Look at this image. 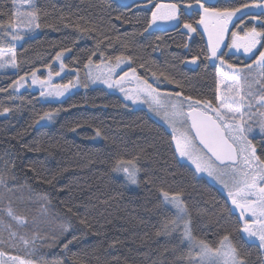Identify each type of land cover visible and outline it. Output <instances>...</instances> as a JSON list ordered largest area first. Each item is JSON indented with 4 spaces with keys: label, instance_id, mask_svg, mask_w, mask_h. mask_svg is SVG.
<instances>
[{
    "label": "trees",
    "instance_id": "obj_1",
    "mask_svg": "<svg viewBox=\"0 0 264 264\" xmlns=\"http://www.w3.org/2000/svg\"><path fill=\"white\" fill-rule=\"evenodd\" d=\"M245 3L251 0H207L220 8ZM169 4L180 5L178 19L161 8L152 23L155 6ZM35 9L39 28L15 46L7 27L15 22L14 1L0 0V49H15L16 63L15 71L0 73V253L38 264H190L183 223L172 230L176 212L164 201L167 192L180 194L195 238L216 249L227 235L244 264H264V251L243 235L226 195L179 160L171 133L146 110L100 87L60 102L13 91L21 77L53 68L67 52L69 70L122 57L159 90L217 106L218 67L198 30L196 0H35ZM259 108L264 116V103ZM45 114H55L54 122L38 126ZM252 142L264 160V136ZM128 161L138 169L133 187L117 173Z\"/></svg>",
    "mask_w": 264,
    "mask_h": 264
},
{
    "label": "snow or ice",
    "instance_id": "obj_2",
    "mask_svg": "<svg viewBox=\"0 0 264 264\" xmlns=\"http://www.w3.org/2000/svg\"><path fill=\"white\" fill-rule=\"evenodd\" d=\"M21 4L27 3L31 6L32 11L21 12L17 10L16 17H25V22L36 28H39L37 23V11L35 5L31 4V0H19ZM156 11L152 12V23H155L158 19L157 13L161 8H167L168 11L162 14L167 19H178V11L180 5H156ZM186 8H192V5H186ZM196 7L202 13L198 21L199 25H203L205 31L208 32V39L210 45V58H215L220 61L221 65L226 63L222 57L223 53L219 52L221 44H223L226 36L229 35L228 28L232 22L233 17L237 16V13H243L245 9L250 7L264 8V3L249 5L247 3L242 4L240 7L233 8H220L215 5L207 4V0H196ZM254 20L257 17H252ZM151 25H149L150 27ZM184 28L195 32L196 29L191 24L185 23ZM8 29H13L15 25L9 24ZM13 40L22 39L19 33L9 32ZM231 45L229 47L243 48L245 53H251L256 45L260 42L257 37H264V32H257L255 28L245 32L243 37H238L237 33L231 34ZM238 40L244 41V43H238ZM264 47V45H262ZM2 51V50H0ZM58 54L56 59H60ZM95 55V53H93ZM13 66L15 67V53H11ZM0 60H3V55L0 54ZM119 63L123 62L122 57H116ZM195 59L193 60V63ZM88 64H92V60H88ZM252 64L257 65V68L264 75V51H260L257 55H254ZM252 64H247L244 68H237L235 65L228 64V68L233 70L231 73L232 87L236 89L235 94L231 97L219 96L217 97L219 103L218 106H213L211 101L197 100L194 103L188 105L191 109L190 112L185 113L182 108L173 104L171 107L174 111L171 116L180 123L181 127L187 123L190 119L191 123L188 125L189 130H194L193 135H189V131H178L173 128V139L176 141V149L180 156L187 157L195 165L196 171L206 172L209 176H213L219 180L220 183L228 188V195L232 198V204L241 210L240 215L244 217L246 214H250L253 224H258L259 229L253 230L252 226L247 220L244 221L243 233H247L250 237H258L261 246H264V160H261L260 156L256 154V146L248 139L246 133L251 132L252 128L245 127L244 114L241 112V108L247 106L251 108V100H247L246 97L252 96L251 92H247L245 95H241V90L244 85L241 84V80L245 84L248 82V76L252 72ZM117 65V66H118ZM3 67V64H0ZM99 67V65H97ZM63 68V65H61ZM135 72V69H132ZM59 74V73H57ZM127 75V72L124 73ZM35 77V73H33ZM20 80L15 84L23 86ZM96 79V78H94ZM124 79V76L116 81H112L111 77L104 79V83L109 88L116 87L120 81ZM37 81L33 79L32 83ZM148 94L152 97V102L160 107H164L159 95L154 94L155 89H151V85H147L145 81ZM71 85H63L64 89L69 88ZM150 90V91H149ZM121 91L123 89L121 88ZM46 93H41L45 95ZM62 93H57L60 95ZM51 95V93H47ZM181 94L176 93L179 97ZM132 99V97H128ZM191 100V97L186 98ZM259 102L264 103V94L259 96ZM183 103L182 101L180 102ZM5 111H8L5 109ZM239 115V118H237ZM48 119H51V114H45ZM264 131V126H262ZM99 134V133H97ZM239 163L244 167L238 166ZM255 162V163H254ZM125 162H121L124 165ZM127 166H121L117 168L118 171H123L127 179L131 183H137V171L138 169L133 165L131 161L126 162ZM258 169V170H257ZM227 177V179H225ZM0 184H3V180H0ZM7 187V185H5ZM11 191V189H9ZM164 201L173 206L176 212V219L171 223L175 227L183 223L184 230L181 234L183 240H187L189 243L190 260L192 264H244V261L239 258L237 249L232 245L229 236L225 235L219 241V247L213 249L208 242L199 240L193 236L191 230V222L188 219V213L186 206L180 199V194H169L164 192ZM46 199V198H44ZM71 211V209H69ZM8 214L12 216L11 209L8 210ZM14 219H20L21 223L24 222L22 218L13 217ZM83 223V221H81ZM168 225H165L167 229ZM67 245H65V248Z\"/></svg>",
    "mask_w": 264,
    "mask_h": 264
},
{
    "label": "rangeland",
    "instance_id": "obj_3",
    "mask_svg": "<svg viewBox=\"0 0 264 264\" xmlns=\"http://www.w3.org/2000/svg\"><path fill=\"white\" fill-rule=\"evenodd\" d=\"M13 1H14L15 27L12 29V31L13 32L15 31V33H19V35L22 37V39L13 40V41L15 46H19L22 43V41L25 39L26 35L34 31L36 27L27 24L25 22L26 20L25 17H20V18L16 17L17 10L21 12L32 11L31 6L27 3L21 4L19 0H13ZM117 1L123 4H128L134 0H117ZM31 4L35 5V0H31ZM263 10L264 8L252 7L249 8L247 11H263ZM238 43H244V41L238 40ZM262 45H264L263 41H260L258 46L256 45V47L253 49L255 50L257 48L254 55L258 54L260 51H264V47H262ZM221 48H222V44L220 46V49ZM230 48L234 49L235 52L242 53L244 56H250L253 53V51L251 53H245L242 47L241 48L230 47ZM0 50H2L0 51V54L3 55V60H0V64H3V67H0V73L15 71L16 63L14 61L15 63V67H14L11 58V53L12 52L15 53V49H0ZM60 54L62 55H60L59 60L55 59L53 68L50 67L38 72H34L35 77H33V73L24 76L23 77L24 79L20 81V83L23 86L21 87L19 85L14 84L13 91L15 93H20L25 90L34 91L39 93V98L42 102H60L76 91L87 88L100 87L110 93L117 94L118 96H120L124 100V102L127 105H129L131 108L146 110L154 119H156L158 122H160L167 128V130L172 135V139L174 135L173 133L174 127L178 131H189V135H192L191 131L188 129V125H189L188 121L182 128L180 123H178L171 116V113L174 111V109L171 106L173 104H176L178 107L182 108V110L186 113L188 110H190L188 105L193 102H191V100H187L185 97L181 95L177 97L176 94L159 90L158 88L154 87L152 84L146 81L147 85H151V89L156 90L154 94L159 95V98L161 102L164 104V107H160L154 104L152 102V97L148 94L147 91H144V89L146 88L145 80L140 78L136 73V71L135 72L132 71L129 62L126 59L122 58L123 62L119 63V65L117 60L101 61L99 63L92 62L91 65L87 64L85 71L83 73H79L76 71L69 70L65 67L64 58L66 57L67 52H62ZM213 60L215 59L213 58ZM213 62L218 64L219 67L221 66V68L217 71L218 97L225 96L227 98L233 96L236 91V89L232 87L231 73L233 70L229 69L228 65H226L225 63L221 65L219 60ZM61 65H63V68H61ZM97 65H99V67H97ZM239 67L240 66H238L237 68ZM125 72H127L126 76L124 75ZM109 76L111 77L112 81L118 80L120 76H124V79L121 80L119 85H117L116 87L109 88L107 84L103 82L104 79ZM33 79H35L37 82L32 83ZM241 84L244 85L240 93L241 95H245L247 92H251L253 94L252 96L246 97L247 100H251L252 102L251 108L247 106L241 108V112L244 114V121L246 122L245 127L247 128L250 126L252 128L251 132L246 133L248 139L251 140L252 142V139L254 137L264 136V131L261 130L262 126H264V116L263 113L261 112V109L259 108V106L263 104L262 102H259V96L262 94L261 92L262 74L261 71L257 68V65L252 64V72L248 76L247 84H245L243 80H241ZM63 85H71V86L67 89H64L62 87ZM121 88L123 89V91H121ZM42 92L46 94L41 95ZM47 93H51V95H47ZM57 93H62V94L57 95ZM128 97H132V99H129ZM181 101L183 102L182 104L180 103ZM51 116H52L51 119H48L46 116H43L37 122V125L40 126V125L52 124L55 120L56 115L51 114ZM237 118H239V115ZM173 144L179 160L189 165L199 177L205 178L210 183L218 187L226 195V197L228 198L231 204L232 198L228 195L229 189L225 188L224 185L220 183L219 180L215 179L213 176H209L206 172L196 171V167L191 162V160H189L187 157L180 156L179 152L176 149V141L174 139H173ZM121 166H127V165L126 163L124 165L120 164L118 168ZM238 166L241 168L244 167L241 163H238ZM117 173L126 181L124 182L127 183L129 186L133 187L135 185L134 183H131L127 179V176L123 171L117 170ZM225 179H227V177H225ZM232 205L233 204H231V206ZM169 206L173 208V206L171 205ZM233 208L235 209V212L240 216L242 220V228L244 227V221L247 220L248 223L252 226L253 230L259 229L258 224L252 223V220L254 218H251L250 214H246L244 217H241L240 215L241 210L237 208L235 205H233ZM38 214H39V221L44 222L45 216L47 214L44 211L42 213L38 212ZM11 217L20 227L24 226L25 224V228L27 229L28 223L26 222V220L23 223H21L20 219H14L13 218L14 216ZM243 235L250 242H254L258 244L261 247V249L264 251V246H261L258 237H250L247 233H243ZM0 264H38V263L32 260L0 253ZM190 264H192L191 260H190Z\"/></svg>",
    "mask_w": 264,
    "mask_h": 264
},
{
    "label": "flooded vegetation",
    "instance_id": "obj_4",
    "mask_svg": "<svg viewBox=\"0 0 264 264\" xmlns=\"http://www.w3.org/2000/svg\"><path fill=\"white\" fill-rule=\"evenodd\" d=\"M261 3H264V0H251V3L249 5H256V4H261ZM250 8H252V7H250ZM247 10L248 9H245L243 13H237V16L233 17L232 22L229 24V28H228L229 35L226 36V38L222 44V48L217 53L218 55L220 53H223L222 59L226 62L225 63L226 65L230 64L226 61L227 58L234 57V56L236 58H239V59L241 58V60H243L249 64H252V61L254 58V53H255L257 48L255 50H253V53L250 56H244L242 53L235 52L234 49H231L229 47L231 45V35L230 34L232 32H235V33H237L238 37H243L245 32L250 30L247 28V25L250 23L253 26L252 28H255L257 32H264V10L263 11H247ZM246 15L255 16V17H257V19L254 20L252 17H250V19L248 21L247 18H245ZM198 30L201 32L202 36L205 39V42L207 43V45L209 47L208 32H205L202 25H198ZM258 40L264 42V37H258ZM258 44H257V46H258ZM255 55H257V54H255ZM210 60L213 64H215L218 67V70L221 68V66L219 67L218 64L213 62V61H216L217 59L213 60V58H210ZM232 65H234V64H232ZM235 66L238 67L239 65H235ZM239 68H243V67H239Z\"/></svg>",
    "mask_w": 264,
    "mask_h": 264
},
{
    "label": "water",
    "instance_id": "obj_5",
    "mask_svg": "<svg viewBox=\"0 0 264 264\" xmlns=\"http://www.w3.org/2000/svg\"><path fill=\"white\" fill-rule=\"evenodd\" d=\"M191 111V109L190 110H188L186 113H188V112H190ZM191 123V121H190V119L188 120V124H190ZM191 131V133H192V135L194 134V130H190ZM238 163H239V157H238Z\"/></svg>",
    "mask_w": 264,
    "mask_h": 264
}]
</instances>
